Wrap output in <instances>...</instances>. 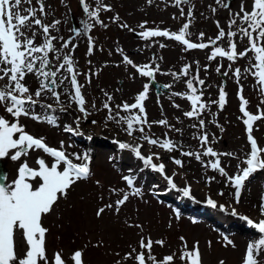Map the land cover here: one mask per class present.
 Wrapping results in <instances>:
<instances>
[{
    "label": "snow or ice",
    "instance_id": "obj_1",
    "mask_svg": "<svg viewBox=\"0 0 264 264\" xmlns=\"http://www.w3.org/2000/svg\"><path fill=\"white\" fill-rule=\"evenodd\" d=\"M79 3L83 12L92 21V23H84L85 32L90 31L95 25L107 28L101 13L113 12L109 4L104 3V0H97L98 6L91 8L86 0H79ZM147 3H153V0H147ZM190 3L191 0H173L172 6L179 8L180 18L187 21L175 32L158 26L149 29L147 21L140 23L138 27L141 31L136 32V29L123 22L118 14L110 19L122 30L133 32L145 41L152 38H166L178 42L185 52L210 49V52L206 54L209 62L217 61L218 58L230 62L227 70L221 72L222 64H218L215 70L222 77H228L231 72L238 86L237 98L241 113L238 119L245 125L250 150L237 165V173L229 176L225 168L221 166L219 157L239 160L238 156L232 152L218 153L209 146L210 139L205 131L204 114L210 111V104L216 105L220 111H223L228 103V94L224 86H218V99L204 100L207 85L205 80L200 78L199 61L193 62L194 71L193 64H185L179 73L167 74L171 75L176 82H181L183 78L182 82L187 91L172 92L170 95L188 102L190 110L184 111L183 116L197 121L192 127L198 129L199 134L195 138L203 148L202 152L184 151L181 145L171 139L153 138L147 134L146 128L150 129L153 124L166 127L170 131L182 132V129L176 128L167 119L149 122L145 101L149 98L150 84H144L143 90L135 96L132 104L124 102L115 106L119 111L128 113L127 116L120 117L119 112L113 114L110 104L113 97L107 92L104 93L106 100L102 107L107 110V119L123 124L122 131L133 141L142 139L147 145L159 148L163 152L169 154L179 152L184 157H194L204 167L210 164L213 170L227 178L229 185L234 189L232 195L236 203H239L246 181L258 171H264V147L259 145L253 135L254 125L264 120V108L260 106L264 104V99L257 105L256 113L249 111L250 101L244 96V87L241 83L242 79L251 77L261 96H264V0H241L238 11H233L230 0H215L219 7L228 11L227 30L218 20L215 21L217 35L214 38L208 37L207 42L203 32L198 34L195 42L192 40L190 26L193 12L190 8L185 13V9L180 7ZM35 5H38V8ZM209 7L215 15L218 9ZM47 8L45 0H0V82H2L0 108L6 114H0V162L8 159L17 163L15 178L10 182L6 172L0 173V264H87L85 257L89 246L101 248L105 245L103 238L95 243L89 240L81 248L72 250L67 257L62 249L55 250L49 255L47 240L50 229L44 226V218L57 211L60 201H66L70 191L79 182L91 180L92 157L88 152H69L64 141H60L58 147L50 146L46 137H37L29 133L21 121L26 118L37 123L59 127L58 118L50 114L56 110L53 104L43 102L44 95L48 94L47 98L54 100L61 112L72 109L82 114L74 118L76 128L64 127L65 132L79 135L81 119H86L91 114L86 107L88 101L83 89L86 84H91L92 76L98 75V72H93L91 68L88 73H81L78 70L73 58L77 45L73 43L72 38L65 40L63 36L53 35L54 30L58 31L57 25L61 21L54 20L47 23L44 19L48 15ZM173 19L177 17L173 16ZM72 31L75 36L81 35L78 29ZM38 40L41 42L38 43ZM244 40H247V45L240 50L238 44ZM54 42H59L60 47L57 48ZM222 43H226V46H221ZM166 46L164 43H159L160 48ZM95 48L96 45L89 36L87 54L92 55ZM65 49L68 51L64 52ZM100 50L103 51V49ZM116 52L121 55L123 65L134 69V73L140 77L155 83V76L160 72L158 64L156 66L148 63L138 65L124 54L122 48L116 49ZM52 56L58 62L57 64H53ZM243 59L247 60V66L243 70L240 67H232ZM88 63L91 64V61ZM204 71H208L207 65L204 66ZM29 75L39 80V86L34 92L27 83ZM81 75L85 76L86 84L80 83L78 78ZM58 76L61 78L58 79ZM130 78L134 79L135 76ZM65 82L70 85V88ZM163 87L167 89L172 85ZM62 95L67 97L66 101L61 99ZM73 105H75L74 109ZM37 106L44 109L43 115L35 111ZM92 107H96L95 103ZM173 107L180 109L181 105L173 101ZM212 115L215 116L216 113ZM177 119L179 121V118ZM210 122L215 123V121ZM92 123L95 124L96 121ZM217 127L223 131L222 126L217 124ZM136 133L139 135L137 136ZM214 141L213 136L212 142ZM113 143H117L121 150H130L137 159L142 161L145 168L159 173L172 189H177L173 178L166 173V165L163 162L157 163L162 160L159 152H152L145 156L142 154V148H144L142 144L116 140ZM202 157L216 159L205 162ZM170 158L176 166L183 168L181 159L175 156ZM122 179L126 182L128 190L109 189L110 194L116 195L117 198L96 208L94 212L96 220L102 221L109 212L118 216L131 198H142L141 188L134 186L133 177L123 176ZM95 184L98 188H103L100 181H95ZM179 190L184 197L193 198L189 186ZM220 194L223 195V193ZM100 200L103 201V195L100 196ZM207 205L212 208L218 207L217 202L211 198L207 199ZM260 208L261 214L264 215V203L260 205ZM219 209L222 212L226 211L224 205H219ZM230 214L238 215L235 209ZM240 219L245 220L260 234H264V219L259 222H254L247 216H241ZM124 224L127 228L139 230L136 233L139 240L135 246L129 243L128 250L123 254L116 252L117 259L114 264H177V261L180 264H203L198 241L189 246L185 237L181 236V248L177 252L157 257L154 249L157 246L166 247L167 242L164 239L153 240L150 235H144L143 225L140 223L125 220ZM227 245L235 247L231 240H227ZM210 246L211 242H209ZM219 264H225V262L221 260ZM242 264H264V238L247 245Z\"/></svg>",
    "mask_w": 264,
    "mask_h": 264
},
{
    "label": "rangeland",
    "instance_id": "obj_2",
    "mask_svg": "<svg viewBox=\"0 0 264 264\" xmlns=\"http://www.w3.org/2000/svg\"><path fill=\"white\" fill-rule=\"evenodd\" d=\"M86 2L91 8L98 6L97 0H86ZM45 3L48 6V15L44 17L45 21L47 23L54 20L61 21L57 25L58 31L54 30L53 35L63 36L65 40L72 38L73 43L77 42L73 58L77 63L78 70L81 73H88L91 68L93 72H98V75L92 76L90 85L86 84L84 75L78 78L81 84H86L83 92L88 101L86 107L91 113L86 119H81L79 124V131L82 133L80 139L83 140L82 142H86L87 146L85 144L77 145L64 132V127L69 124L71 127L74 124L76 128L74 118L82 114L72 109L68 112H61L54 100L47 98L48 94L44 95L43 102L53 104L56 110L50 114L58 118L59 127L22 119L24 124H28L26 130L29 133L37 137H46L50 146L58 147L60 141H64L69 152H88L92 157L93 177L91 180L79 182L70 191L67 200L60 201L57 211L44 218V226L50 229L47 240L49 255L55 250L62 249L67 257V254L72 250L81 248L89 240L95 243L103 238L104 247L89 246L85 257L86 262L87 264H114L117 259L116 252L123 254L128 250L129 243L135 246L139 240V236L136 234L139 230L125 226L124 221L128 220L142 224L144 235H150L153 240L164 239L167 242L166 247L157 246L154 249V254L157 257L177 252L181 248L180 237L183 236L189 246L196 241L199 242L203 264H219L221 260L225 264H242L247 245L264 238V234H260L245 220L240 219L241 216H247L254 222L264 219L260 208V205L264 203V199H262L264 197V171H258L246 181L245 187L241 191L240 202L236 203L232 195L234 189L229 185L227 178L213 170L210 164L208 167H204L194 157H184L179 152L171 154L163 152L159 148L147 145L142 139L133 141L122 131L123 124L107 119V110L102 107L106 100L104 93L107 92L113 97L110 102L113 114L119 112L120 117L127 116L128 113L119 111L115 106L124 102L133 103L135 96L143 90L144 84H149L147 78L140 77L134 73V69L121 63L122 57L116 52V49L122 48L124 54L138 65L152 63L154 66V64H158L160 72L156 74L155 80L172 85L167 92H162L159 95H156L150 86L149 98L145 101L147 116L149 122L167 119L170 124L182 129V132L170 131L166 127L153 124L150 129L146 128L147 134L153 138L171 139L181 145L184 151L202 152L203 148L195 138L199 134L198 129L192 127L197 121L189 120L183 116L184 111L190 110L188 102L170 95L172 92L187 91L182 82L183 78L181 82H176L167 73H179L185 64L199 61L201 66L199 75L207 85L204 100L211 101L218 99V86L222 82L215 69L218 64H222L221 72H223L227 70L230 62L219 58L217 61L209 62L206 54L210 52V49L185 52L178 42L166 38H152V40L145 41L133 32L122 30L110 19L118 14L121 20L135 28L136 32L141 31L138 25L144 21L148 22L147 28L149 29L158 26L161 29L175 32L187 21L180 18L179 8L172 6L173 0H153L151 4L147 3V0H104V3L113 8V12L101 13V18L107 28L95 25L88 32L84 31V23H92V21L86 14H83L79 0H63V2L61 0H45ZM239 4L240 0L231 2L233 11H238ZM35 6L38 8V5ZM209 6L218 9L215 15ZM180 7L185 9V13L190 8L193 12L190 32L194 42L200 32L205 33V42L208 37L214 38L213 34L217 35L215 26L217 20L227 30L228 11L219 7L215 0H191L190 4ZM173 16H176L177 19H173ZM74 28L80 30V36L73 34ZM89 36L92 37L96 45L94 53L90 56L87 54ZM54 43L57 48L60 47L59 42ZM159 43H164L167 46L160 48ZM221 46H226V43H222ZM238 48L241 50L240 43ZM63 51L67 52L68 50ZM51 58L53 64L58 63L54 56ZM89 61L91 64L88 63ZM205 65L208 66L207 72L204 71ZM232 67H240V62L233 64ZM194 70L195 64H193ZM133 75L135 78H130ZM61 76H58V79ZM224 80L225 91L228 94V103L225 109L220 111L216 105L210 104V111L206 112L203 118L206 123L205 131L210 139L209 146L218 153L232 152L240 158L238 160L224 156L219 157L221 166L231 176L237 173V165L240 164V160L244 159L250 148L247 144L245 125L238 119L241 116L237 98L238 86L234 82L231 72L228 77H224ZM27 83L33 92L39 86V80L34 76L29 75ZM65 83L67 85V82ZM67 86L70 88V85ZM243 87V94L250 101L248 110L256 113L257 105L261 100H254L250 97L254 91L249 84ZM259 95L261 96V94ZM61 99L66 101L67 97L62 95ZM173 101L181 105V108L173 107ZM93 103L96 105L95 108L92 107ZM260 106L264 108V104ZM74 108L75 105H73ZM35 111L41 112L37 108ZM43 113L41 112V115ZM212 113H216V115L213 116ZM0 114L5 113L0 110ZM92 121H96V123L93 124ZM210 121H215V123ZM217 124L222 126L223 131L217 127ZM254 129L253 135L259 145L264 147V120L258 121L254 125ZM165 134L167 135L165 136ZM136 135L138 136L139 133ZM213 136L215 137L214 142H212ZM114 140L144 145L142 154L145 156L152 152H159L162 160L157 163L163 162L166 165V173L173 178L177 189H172L159 173L145 168L142 161L137 159L130 150L119 149L118 144L113 143ZM68 145H72V147L69 148ZM171 156L181 159L184 164L183 168L176 166L172 162ZM202 159L208 162L214 161L216 158L202 157ZM3 165L8 174V182H10L15 178L17 163L5 159ZM123 176L135 179L134 186L141 188L142 198H131L118 216L109 212L102 221L96 220L94 216L96 208L117 198L116 195L110 194L109 189L128 190L126 182L122 179ZM213 177L214 179H212ZM97 180L103 186L102 189L95 184ZM186 186L190 187L193 198L184 197L182 191L179 190ZM157 192L164 195L173 194V197L188 203L194 201L199 203L198 206L202 205L207 209L212 208L207 205V199L211 198L217 202L218 207L208 211L210 213L208 218L213 217L209 219V222H193L170 211L165 203L163 204L161 198L156 195ZM101 195H103V201L100 200ZM219 205H224L226 211H220ZM192 209H194L192 214L197 216V212L200 210ZM233 209L238 213L237 216L230 214ZM199 217L207 219L205 216ZM220 228L222 229L220 230ZM226 231H229V235H223ZM227 240H231L235 247L227 245ZM209 242H211L210 247ZM177 264L180 262L177 261Z\"/></svg>",
    "mask_w": 264,
    "mask_h": 264
},
{
    "label": "bare ground",
    "instance_id": "obj_3",
    "mask_svg": "<svg viewBox=\"0 0 264 264\" xmlns=\"http://www.w3.org/2000/svg\"><path fill=\"white\" fill-rule=\"evenodd\" d=\"M79 131V130H78ZM79 133H80V131H79ZM76 136V139L79 141L80 140V137H81V134H79V135H75ZM81 141V140H80ZM82 142V141H81ZM83 143V142H82Z\"/></svg>",
    "mask_w": 264,
    "mask_h": 264
},
{
    "label": "flooded vegetation",
    "instance_id": "obj_4",
    "mask_svg": "<svg viewBox=\"0 0 264 264\" xmlns=\"http://www.w3.org/2000/svg\"><path fill=\"white\" fill-rule=\"evenodd\" d=\"M234 1V0H233ZM240 2H241V0H240Z\"/></svg>",
    "mask_w": 264,
    "mask_h": 264
}]
</instances>
